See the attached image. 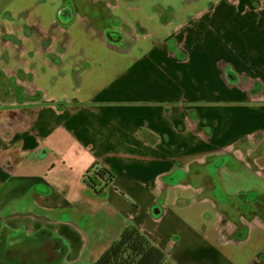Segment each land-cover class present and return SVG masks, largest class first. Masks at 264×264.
Instances as JSON below:
<instances>
[{"label":"crops","instance_id":"crops-1","mask_svg":"<svg viewBox=\"0 0 264 264\" xmlns=\"http://www.w3.org/2000/svg\"><path fill=\"white\" fill-rule=\"evenodd\" d=\"M55 1L47 3L58 5ZM66 1L71 3V0L61 3L64 5ZM74 3L82 8L91 5L95 13L86 14L82 10L91 19L101 17L100 8L103 12L114 8L104 18L108 16L107 21L117 18L120 27L115 30L100 27L72 6L73 21L65 26L57 22V16L37 14L34 0H15L8 7L13 13L0 16V109L3 110L0 230L16 231L27 226L30 233L52 232L64 240L69 249L67 258L74 261L86 254L102 253L127 227L134 226L163 252H169L166 255L173 264H189L186 259L191 248L197 249L200 243L208 241L214 246L217 243L214 226L203 220L208 217L205 211H211L203 187H192L204 172L199 170L204 169L205 163L222 159L214 153L215 144L241 145L264 136V94L261 91L253 97L246 92L243 98L230 101L226 95L220 98L211 92L207 95L193 92L190 96L184 92L189 81L196 85L193 71L207 65V55L195 53L200 49L190 46L189 40L186 42L185 22L195 16H231V9H237L241 3L238 2L240 6L236 0ZM25 5H33L32 15L16 16ZM157 7L161 13L156 11ZM140 8L142 15L138 13ZM167 12L174 16V22L162 26L159 16ZM137 16H147L145 24L140 17L138 26ZM6 23L15 31L6 28ZM128 26L130 31L125 32ZM111 32H117L120 38L117 42L110 40ZM212 32L218 38L231 35L226 28ZM205 33L209 32L201 26L192 28L188 34L199 40ZM150 35L161 42L159 48L137 43V37L149 39ZM169 39L175 41L167 45ZM217 44L227 47L234 41L219 39ZM177 50L182 57L175 53ZM190 55L202 56L206 65L188 67ZM235 74L240 79L239 73ZM10 80L17 88L7 83ZM139 90L147 95L138 96ZM165 106L171 107L170 112L163 110ZM59 134L71 138L70 142L87 156L88 161L82 157L84 163L80 167L85 164L83 168L88 171L99 163L114 174L108 198H96L76 168L73 175L79 179L77 186L52 180L23 181L20 174L24 163L47 157L52 148L45 139ZM225 160L236 167L230 159ZM172 173L185 177L173 185L161 183ZM219 175L227 192L233 177L243 174L221 169ZM59 191L72 199L57 196ZM227 193L234 196V192ZM180 202L183 205H178ZM156 207L161 210L160 219L152 216ZM173 211L180 213L175 215ZM76 212L81 217L92 216L98 224L88 223L80 230ZM38 217L49 222H41ZM173 236H178L177 242L172 241ZM263 246L264 230L254 223L249 237L236 251L240 256H251ZM215 254L220 258L218 264H237L232 252L225 258ZM203 260L211 264L208 259Z\"/></svg>","mask_w":264,"mask_h":264},{"label":"rangeland","instance_id":"rangeland-1","mask_svg":"<svg viewBox=\"0 0 264 264\" xmlns=\"http://www.w3.org/2000/svg\"><path fill=\"white\" fill-rule=\"evenodd\" d=\"M11 1L12 0H0V16H6L4 15V10ZM47 1L51 3V1H55V0H34V8L37 10L36 13L41 14V16H57V11L63 6L61 0H56L54 4L57 3L59 4L55 6L50 5L49 3H47ZM86 1L87 0H71V3L74 2L85 3ZM236 1L237 4L240 1L241 6L238 4V6L240 7H238L235 10L231 9V16H200V17L195 16L193 19H191L190 17L189 22H185L186 32H187V37L185 38L186 42L187 40H189L190 46H192L193 48L200 49L195 53L207 55L206 58L207 65L202 61L203 59L202 56L193 57V55H190V61H187V66L190 68L198 65H206L205 67H203L202 70L193 71L196 85H194L192 81H189L188 89L186 91L184 90V92H186L189 96L193 92H197L203 95H207L209 94V92H211L213 95L220 98L226 95V99L230 101H234L243 98L246 92L253 97H255V95L261 91L264 94V87H263L264 70H262L261 68L264 67V0H236ZM71 3L69 1H66L63 7L72 9L71 8L72 6L73 9H75L78 12V14H81L83 16L86 15L82 13V10L86 14H93L96 12V10L92 11L91 5L89 4H86L82 8L77 3L74 4ZM65 4L68 6L65 7ZM23 9L29 11V8L25 6H22L19 10H23ZM113 9L112 10L108 9V11L103 12V10L100 8L101 11L100 18L91 19L88 18L87 16L86 18L92 20L96 25L100 27L103 28L109 27L110 29L115 30L114 28L120 27L117 26L119 24L117 23L118 22L117 18L111 20L110 22L107 21V19H105L108 16L104 18V16L107 15L109 11H113ZM141 10L142 8L138 9V13L140 15H142ZM156 11L158 13H161V9L159 7L156 8ZM244 14L247 16H244ZM97 16H99V14H97ZM140 17L143 19L142 23L145 24V18L147 16H137L138 26L140 25L139 24ZM159 18L162 26L174 22L173 20L174 16H171L169 12H167L165 16H159ZM56 20L58 23H61L60 21H58V19ZM201 26H205V30L209 33H205L204 38H199V40L191 38V35L188 34L191 31V29L194 27H201ZM225 28L230 29L231 31L230 36H224L218 38L212 32V29H225ZM10 30L15 31V29H10ZM120 30L121 28H119V31ZM142 30L144 31V33L146 32L144 28ZM129 31H130V27L128 26V29L125 30V32H129ZM9 33H13V32L10 31ZM114 33L117 32L110 33L109 37L110 40H112L113 42H117L120 38ZM139 33H142V31ZM112 36H115V38H113ZM149 39L153 42L152 47L159 48L161 46V42L157 41L156 39H152L151 35ZM149 39L147 37H141V38L137 37V43L139 45L142 44L143 47H149L148 45L150 44ZM219 39L225 41L231 40L234 41V44L227 47L225 46L219 47L217 44ZM174 41L175 40L169 39L167 40L166 44L169 45ZM214 46H216V48ZM175 53L182 57V54L178 50ZM185 59H188V56H185ZM237 72L241 76L240 79H238V77L235 76V73ZM227 77L228 79L230 78L231 82L239 81L237 86L228 85ZM251 81H253V83H251ZM7 83H9L12 87L17 88L12 83L11 80L8 81ZM10 85H8L7 88L11 90L12 87ZM244 86H247L249 89L245 88ZM145 95H147V92L143 90H139L138 96L143 97ZM169 109H171V107H167V106L163 107L164 111L167 110L168 112H170ZM1 112H3L2 109H0V113ZM141 137L143 138L144 134H142ZM70 141L71 138L67 139L60 134L54 135L48 138L47 140L45 139V143L51 146L52 152L43 159L26 161L24 163V167L20 174V176L23 177V181L25 183H28V182H32L34 179L50 180V181L52 180L53 182L59 181L69 186H77V181L79 182V179H77L73 175L74 169L76 168L81 173V175H86L87 169L83 168L85 164L82 167H80V164L84 163L83 158L85 159V161H88V158L83 152L78 150L79 147H75L76 145ZM253 145L254 146H252V148L247 150L246 155L250 154L252 151H256L254 156L262 157L263 145L258 142L253 143ZM215 152L216 151L214 150V153ZM226 158L230 159L234 164H236V168L241 167L240 157L236 155H229V157ZM214 163L216 162H213V164L212 162L205 163L204 169L199 170V172L200 171L213 172L212 169L213 165H216ZM260 164L264 165V156H263V160L260 161ZM229 167L231 170L234 171L236 170V168L234 167L231 166ZM217 177L219 178L218 173H217ZM233 178H234V182L232 183V185H228V192L236 193L241 191L240 196L235 197L229 195L228 193H225V190H224V194L228 199L243 201L241 204L247 205L246 213L242 214V211L237 212L238 210L237 206L239 204H237V206H234V209L229 204L228 205L225 204V202L222 203L221 206H219L220 202L224 201V197L222 196L223 186L222 183H219V185L217 186L218 183L215 177L213 176V174H210V180L208 184H209L210 192L217 196L218 201L216 202V200H214L212 196H205L209 199L208 202L209 207H211L212 205L216 206L219 204L218 205L219 207L217 206V211L219 215L222 216V220L224 223L226 222L234 223L233 221H231V219L235 220L238 216H244L243 218L246 219L245 221L247 222H249L251 219L255 217L264 221V186H263L264 177L262 175H257L256 172L252 170L251 172L244 171L243 175L236 176ZM182 180L183 177L181 178L180 181ZM202 187L203 189L202 188L201 189L204 190L206 194V192L208 191L207 186L204 185ZM247 193L257 194V199L253 200L252 198H249L248 195H246L245 197V194ZM57 196H60L66 200L72 199L70 197L65 196V194H63L62 191L57 192ZM235 202L233 201V203ZM181 204L183 205L182 202H180L178 205ZM260 206H263L262 210L260 209L261 208ZM254 208L258 210L257 214L253 213ZM205 212L208 215V217H203V220L207 222L209 219H211L210 217L211 213L210 211H205ZM179 213H180L179 211H173V214L175 215H178ZM212 213L214 217L217 216L215 212ZM74 216L76 218V221L78 222L80 230L83 229L85 224L88 223L98 224V222L94 220L92 216L81 217L78 215V212L74 213ZM216 221L218 222L219 218H216ZM238 223H241L240 219H237L235 225H238ZM239 226L242 236L243 237L246 236L248 234V230L246 228H243V224H240ZM224 231L226 233H231L232 229L224 228ZM64 235L67 236V234ZM177 239L178 236H173L172 241L177 242ZM241 240L243 239L242 238L236 239L237 242H240ZM172 244L173 243L171 242L170 245ZM212 244H213L212 241H208V242L200 243L197 246V249L191 248V254H189L186 259L187 262L189 264H205V261L203 260L204 258V259H208V262H210L211 264H218L220 258L216 256L215 252L218 253L223 258L227 257L228 255L227 253L232 252L233 255L235 256L234 258L238 259V261H236L237 264H264V259H261L258 255H255L256 253L252 254L251 256L250 255L244 256V254L243 256H240V252L236 251L238 250L236 248H241V247H229V246L222 247L216 243V245L220 247L217 248L215 247L216 245L214 246V244L213 245ZM201 253H203V258ZM63 264H67V263L63 260Z\"/></svg>","mask_w":264,"mask_h":264},{"label":"flooded vegetation","instance_id":"flooded-vegetation-1","mask_svg":"<svg viewBox=\"0 0 264 264\" xmlns=\"http://www.w3.org/2000/svg\"><path fill=\"white\" fill-rule=\"evenodd\" d=\"M14 1L15 0H12L6 6V8L4 10V15L7 14V12L13 13V12L8 10V7ZM67 6L68 5L65 4V7H67ZM25 7H28L29 11H27L26 9L18 10L16 16H22V17L31 16L32 15L31 10L34 11L33 5H30V6L25 5ZM58 11H60L59 17L61 19H64L65 15L67 16L66 21H69L73 16V11L70 8L62 7ZM12 16H15V15H12ZM14 19H15V17H14ZM117 23H119V22H117ZM13 25H14V23H13ZM5 26H6V28H14L9 23H6ZM111 33H113V32H111ZM255 142H258V143L263 145V156H264V136L261 137L260 140L253 138L251 141H245L241 145H234V151L231 152L230 154H224V155L222 154L219 156L216 155L217 158H222L221 160L216 161V163L217 162H223L224 163V165L222 167H219L218 172H217L218 175H219V171L221 169H226L228 172L233 173V174H237V175L239 172H241L243 174L244 171L251 172L252 170H254L256 172V174L260 173V175H262L264 177V170H262L261 168L258 167L259 164L257 165V163L260 162L258 160L262 159L263 156L262 157L254 156L256 151H252L250 154L246 155L247 150L252 148V146H254L253 143H255ZM229 155H236V156L240 157L241 167L236 169L235 171H232L230 169L229 165L227 164V161L225 160V159H228L226 157H229ZM94 164H96V163H94ZM230 165H231V163H230ZM247 165L251 166L250 170L248 169ZM239 169H240V171H239ZM217 173L213 174V176L217 179V181L219 183H222V186H223L222 196L224 197V201H221L220 205L219 204L218 205L221 206V204L225 202V204H227V205L229 204L234 209V206H237V204H239L237 206L238 207L237 212L242 211V214L246 213L247 205H244V204L242 205L241 203L243 201H240V200L236 201L235 199L226 198V196L224 194V185H223L224 183L220 179V177L219 178L217 177ZM91 176H92V172L90 170H88L86 172V175H84V179L86 178L85 179L86 184L88 182V179ZM177 176L181 177L182 175H180L178 173H172L169 176H167L164 180L162 179L160 181L164 185H173V184H175L174 182H177V180H179V182H180V178L178 179ZM183 177H185L184 174H183ZM201 177H202V180H200L197 183V185H194L192 187L195 188V186H201V185L207 186L208 191L206 192V194L204 192V195L205 196H212V198H214V200H216V202H217L218 199L216 198V195H214L213 193L210 192V188H209V184H208V182L210 180V174L208 175V173L202 172ZM208 177H209V180H208ZM219 179H220V181H219ZM263 186H264V182H263ZM226 188H227V186H226ZM227 192H228V188H227ZM227 192L225 191V193H227ZM240 193H241V191L236 192V193L234 192V196L238 197V196H240ZM252 194H255V193H247V194H245V197H246V195H248L249 198L256 200L257 194H255L256 195L255 197L252 196ZM94 195L96 198L104 200L101 196H99L95 192H94ZM107 198H108V194H107ZM233 201L234 202L236 201V202L233 203ZM208 202H209V199H208ZM167 203H168V201L164 205H167ZM173 204H174V206H176L175 203H173ZM218 205H216V206L212 205L210 207L211 219H209L208 221L210 224H212L214 226V232L216 235L215 239H216V242L218 243L219 246H221L220 244L223 243L224 244L223 246L239 247V245L249 237L251 230H252V226L254 223L259 224L260 227H262L264 230V221L263 220H261V219L252 220L251 219L249 222H247V221H245L246 219L243 218L244 216H238L235 220L231 219V221H233L234 223H232V222L224 223L222 220V216L219 215V213L217 211ZM260 207H261L260 209L262 210L263 206H260ZM240 208H241V210H240ZM212 212H215L217 216L214 217ZM253 213L257 214L258 210L256 208H254ZM216 218H219L218 222H212L211 221V220L216 219ZM37 219L41 222H49L48 220H46L45 218H42V217H38ZM237 219H240L241 223H238V225H235ZM240 224H243V228H246L249 231V233L244 237L242 236V233L240 232V226H239ZM127 228H129V227H127ZM224 228L225 229H232V232L226 233L224 231ZM46 231L47 230H43L42 232L40 231L38 233H30V230L28 229L27 226H25V228H23V229H18L16 231L10 230L8 228L1 229L0 230V264H59V263L63 264V260L67 264H105L102 262L104 254L108 251V249L113 244L117 243L120 240V238L124 232V231L122 232L120 238L116 242H114L107 250L103 251L102 253H99V251H98L94 255L86 254L83 258H80V259H77L74 261H68L67 255H68L69 249H68V246H66L64 244L65 243L64 240L62 238H60L59 236H56L52 232L48 233ZM241 238L243 240H241L240 242L236 241V239H241ZM57 241H59L60 243H62L66 247L65 253H58L59 251L56 249L57 245L55 244V242H57ZM148 241L151 242L149 239H148ZM154 246H156V245H154ZM166 253L170 254L169 252H166ZM124 254L130 255L131 250L130 251L126 250L124 252ZM255 255H258L261 259H264V246ZM166 257H167V255H166ZM168 261L170 262V264H173L170 259H168Z\"/></svg>","mask_w":264,"mask_h":264},{"label":"trees","instance_id":"trees-1","mask_svg":"<svg viewBox=\"0 0 264 264\" xmlns=\"http://www.w3.org/2000/svg\"><path fill=\"white\" fill-rule=\"evenodd\" d=\"M60 106L57 105L58 109L61 110ZM64 106L63 104L62 107ZM214 164L216 165H213V172L206 171L205 173H208V175L216 174L219 167L224 165L223 162ZM90 171L92 172V176L88 179L87 185L103 199H106V192L115 181L114 174L98 163L94 164L90 168ZM178 174L182 175L181 177L177 176L181 180L183 174ZM200 180H202V177ZM126 250H131V254L125 255L124 252ZM102 262L105 264H170L166 254L149 242L148 238L134 226L127 228L123 232L120 240L113 244L104 254Z\"/></svg>","mask_w":264,"mask_h":264},{"label":"water","instance_id":"water-1","mask_svg":"<svg viewBox=\"0 0 264 264\" xmlns=\"http://www.w3.org/2000/svg\"><path fill=\"white\" fill-rule=\"evenodd\" d=\"M59 12L60 11L57 12V19H58V21H60L65 26H69L72 23V21H73V16H72V18L69 21H66L67 20V16L65 15L64 16V19H61L59 17ZM112 37L115 38V36H112ZM227 76H228V74H227ZM227 80H228V84L231 85V86L238 84V81L231 82L230 81V78L228 79V77H227ZM252 196L255 197L256 195L255 194H252ZM152 216L155 219H159L161 217V210H160L159 207H156V208H154L152 210ZM55 244L57 245V248L56 249L59 251L58 253H65L66 252V247L62 243H60L59 241H57V242H55Z\"/></svg>","mask_w":264,"mask_h":264},{"label":"built area","instance_id":"built-area-1","mask_svg":"<svg viewBox=\"0 0 264 264\" xmlns=\"http://www.w3.org/2000/svg\"><path fill=\"white\" fill-rule=\"evenodd\" d=\"M150 41V44L152 45L153 42L151 40ZM214 149L216 150L215 154L217 156L219 155H224V154H230L231 152L234 151V145L230 144V145H224V144H215L214 145ZM258 165V163H257ZM248 169L250 170L251 169V166L250 165H247ZM259 168H261L262 170H264V166H260L258 165ZM258 175H260V173H257ZM221 246H223L224 244L221 243L220 244Z\"/></svg>","mask_w":264,"mask_h":264}]
</instances>
